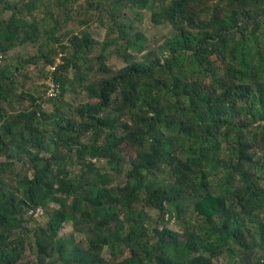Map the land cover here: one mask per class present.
<instances>
[{"label":"trees","instance_id":"1","mask_svg":"<svg viewBox=\"0 0 264 264\" xmlns=\"http://www.w3.org/2000/svg\"><path fill=\"white\" fill-rule=\"evenodd\" d=\"M81 1L0 0V57L39 42L59 87L51 113L42 94L13 108L12 77L34 59L0 65V264H110L104 250L116 264H264V0ZM146 12L169 28L160 44ZM69 21L82 29L57 41ZM67 220L80 242L59 237Z\"/></svg>","mask_w":264,"mask_h":264},{"label":"rangeland","instance_id":"2","mask_svg":"<svg viewBox=\"0 0 264 264\" xmlns=\"http://www.w3.org/2000/svg\"><path fill=\"white\" fill-rule=\"evenodd\" d=\"M8 2H14L16 0H7ZM83 1L80 0L79 3H82ZM84 6V5H82ZM72 22L74 21H69L68 23H60L59 29L56 31L55 36L56 40L60 42H65L67 38L69 37V34L72 33L73 31H77L79 29H82L81 27H75V24ZM139 28H142V30L145 32L146 37L148 39L149 45H154V44H160L163 39L166 37V35L169 33V28L162 26V25H155L153 26L152 23L149 20V13H145V17L142 21V24L139 26ZM90 32L94 31V28L89 29L87 28ZM93 37L95 39H104V32L100 31L99 33H92ZM98 37V38H97ZM98 39V40H99ZM39 51V42H34V43H27L23 45H17L11 50H9L6 53V59L0 57V65L1 66H7L10 70H12L13 64H15L17 61L21 60L23 61L26 58H31L34 59V61H30L29 64H24L20 70L16 71L15 76H13V84H12V90L10 91L11 93V102L12 105L14 106L13 108H18V104L15 101H18L22 99V106L28 105L30 103V99L28 95H33V96H38L41 95L43 96L44 99L41 101L42 103V109L45 112L51 113L54 109V102L49 99L48 97H54L56 94L59 92V87L56 82L53 81L52 78V73H51V68L49 65H44L42 63V59H38L37 52ZM100 52V48L97 47L96 49L89 50L83 54V56L89 60L88 64H91L95 66L96 61H95V56ZM106 52V57L104 59L106 65L109 67V70L111 72L117 71L121 66L124 65V62L119 59V57L115 56V54L108 49V47L105 50ZM108 52H112L113 54H108ZM33 57V58H32ZM61 62L60 56L55 57V62L52 65L58 64ZM68 75L71 77L72 74L68 73ZM52 84L54 85V91H52ZM55 93V94H50V93ZM76 94V93H75ZM71 95L72 97L75 95ZM77 94L75 95V99H71V104L73 107L78 106L81 101H84L86 99V95L81 94L80 90L78 89ZM22 95V97L20 96ZM7 108V107H6ZM67 115L70 116L72 119H74V116H72V113L67 112ZM51 120V118L46 122L48 123ZM45 122V121H43ZM124 148L122 149V157H124V161H127L130 159L133 155L134 152L129 148L128 145H123ZM122 146V147H123ZM89 161H93L95 166L98 169H104L105 172H110L112 175V181L114 183L117 182H122V176L118 175L114 172L112 167L109 164L105 163L104 159L97 160L95 158H92L91 156H87L86 158ZM123 164V163H122ZM84 169V167L82 168ZM74 173L79 174L80 173V166L73 167ZM116 185V184H114ZM138 209H143V211L146 213L147 216H151L153 218L157 217L158 209H150L148 207H140L138 206ZM38 212H35V218L42 224L45 223V216L41 215V212L43 211L42 208L38 207ZM167 218V216H166ZM174 219H171L169 223V227L172 229H178L177 225L174 223ZM59 237L60 238H66L70 241V244L73 242H80L83 239V235L74 232L73 231V226L71 224V221L67 220L62 224V227L59 231ZM102 257L105 258L106 262H110V264H116L118 263L122 258H124L122 255L118 256L110 253V251L104 250L102 253ZM129 254L128 251H125L124 255L127 256ZM57 256L55 255L53 257V260L50 261L53 264H58L57 263ZM29 262V258L25 255L22 257L21 264H27ZM218 264H226L225 260H220L218 261Z\"/></svg>","mask_w":264,"mask_h":264},{"label":"built area","instance_id":"3","mask_svg":"<svg viewBox=\"0 0 264 264\" xmlns=\"http://www.w3.org/2000/svg\"><path fill=\"white\" fill-rule=\"evenodd\" d=\"M50 68L53 70L55 68V66H50ZM53 84H52V89H53ZM52 93V92H51ZM53 94V93H52Z\"/></svg>","mask_w":264,"mask_h":264}]
</instances>
